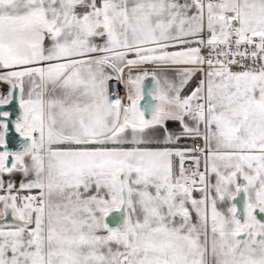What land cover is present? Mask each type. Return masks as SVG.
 Segmentation results:
<instances>
[{
	"label": "snow or ice",
	"instance_id": "obj_1",
	"mask_svg": "<svg viewBox=\"0 0 264 264\" xmlns=\"http://www.w3.org/2000/svg\"><path fill=\"white\" fill-rule=\"evenodd\" d=\"M0 85V264H264V0H0Z\"/></svg>",
	"mask_w": 264,
	"mask_h": 264
},
{
	"label": "crops",
	"instance_id": "obj_2",
	"mask_svg": "<svg viewBox=\"0 0 264 264\" xmlns=\"http://www.w3.org/2000/svg\"><path fill=\"white\" fill-rule=\"evenodd\" d=\"M0 88L6 90L7 89V85H0ZM171 127H172V130H176L178 128V125H171ZM181 143L182 144H188L189 142L188 141H182ZM5 179L7 180L8 177L6 176ZM15 179H16L17 182H19L21 180V176L16 175Z\"/></svg>",
	"mask_w": 264,
	"mask_h": 264
},
{
	"label": "built area",
	"instance_id": "obj_3",
	"mask_svg": "<svg viewBox=\"0 0 264 264\" xmlns=\"http://www.w3.org/2000/svg\"><path fill=\"white\" fill-rule=\"evenodd\" d=\"M113 87H114V90L119 91L121 95L124 94L125 90L120 85L114 84Z\"/></svg>",
	"mask_w": 264,
	"mask_h": 264
},
{
	"label": "water",
	"instance_id": "obj_4",
	"mask_svg": "<svg viewBox=\"0 0 264 264\" xmlns=\"http://www.w3.org/2000/svg\"><path fill=\"white\" fill-rule=\"evenodd\" d=\"M16 106H17V105H16V103L14 102V104H13V106H12L13 110L15 109ZM10 147H13V148L16 147L14 141H13L12 143H10Z\"/></svg>",
	"mask_w": 264,
	"mask_h": 264
}]
</instances>
